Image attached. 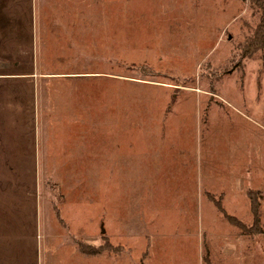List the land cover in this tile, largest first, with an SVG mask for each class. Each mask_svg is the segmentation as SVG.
<instances>
[{
	"label": "rangeland",
	"instance_id": "obj_1",
	"mask_svg": "<svg viewBox=\"0 0 264 264\" xmlns=\"http://www.w3.org/2000/svg\"><path fill=\"white\" fill-rule=\"evenodd\" d=\"M259 22L242 0H0L14 264H264V48L237 49Z\"/></svg>",
	"mask_w": 264,
	"mask_h": 264
},
{
	"label": "trees",
	"instance_id": "obj_2",
	"mask_svg": "<svg viewBox=\"0 0 264 264\" xmlns=\"http://www.w3.org/2000/svg\"><path fill=\"white\" fill-rule=\"evenodd\" d=\"M242 1H248L252 6L256 7L260 12V22L257 26V28L254 31L253 37L248 41V43L245 44L244 47L239 46L238 51L241 53L242 58H249L252 55H254L257 51L264 48V0H242ZM243 51V52H242ZM252 192L249 190L247 192L249 199L253 202L254 199L252 198ZM254 220V225L256 226L258 222V217L256 215ZM232 220V219H231ZM233 225L237 226L239 230L242 232V234H246L243 232H246V227L241 224L238 221L231 222ZM98 250H92L91 255H98Z\"/></svg>",
	"mask_w": 264,
	"mask_h": 264
},
{
	"label": "crops",
	"instance_id": "obj_3",
	"mask_svg": "<svg viewBox=\"0 0 264 264\" xmlns=\"http://www.w3.org/2000/svg\"><path fill=\"white\" fill-rule=\"evenodd\" d=\"M29 241V240H27ZM17 242H23L20 241L19 239L16 238V235H10L9 239L3 243L0 242V253L5 257V258H12V263L14 264L15 262H18V258L21 257V251L22 252V257L24 258L26 253L29 252V250H25L18 246L16 243ZM12 243H14V246L9 247V245H11ZM9 247V248H7Z\"/></svg>",
	"mask_w": 264,
	"mask_h": 264
}]
</instances>
